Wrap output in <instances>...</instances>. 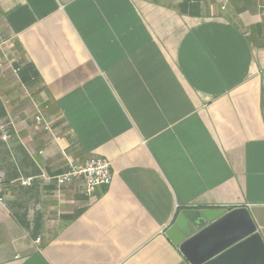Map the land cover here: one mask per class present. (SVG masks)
Returning a JSON list of instances; mask_svg holds the SVG:
<instances>
[{
  "label": "crops",
  "instance_id": "obj_1",
  "mask_svg": "<svg viewBox=\"0 0 264 264\" xmlns=\"http://www.w3.org/2000/svg\"><path fill=\"white\" fill-rule=\"evenodd\" d=\"M0 171V264H191L186 209L264 241V0H0Z\"/></svg>",
  "mask_w": 264,
  "mask_h": 264
},
{
  "label": "water",
  "instance_id": "obj_2",
  "mask_svg": "<svg viewBox=\"0 0 264 264\" xmlns=\"http://www.w3.org/2000/svg\"><path fill=\"white\" fill-rule=\"evenodd\" d=\"M167 236L191 264H264V241L247 207L183 210Z\"/></svg>",
  "mask_w": 264,
  "mask_h": 264
},
{
  "label": "built area",
  "instance_id": "obj_3",
  "mask_svg": "<svg viewBox=\"0 0 264 264\" xmlns=\"http://www.w3.org/2000/svg\"><path fill=\"white\" fill-rule=\"evenodd\" d=\"M37 121H42V116L36 117ZM45 130H50L49 125L44 126ZM1 138L8 141L11 133L6 125H1ZM69 169L60 177L63 182H71L81 179L84 182L85 189L90 192L99 185H109L113 180L112 162L101 156H93L82 163H69ZM43 176V175H42ZM6 174L0 171V205H5L6 200L3 194ZM34 177H21L19 182L22 185H31Z\"/></svg>",
  "mask_w": 264,
  "mask_h": 264
}]
</instances>
